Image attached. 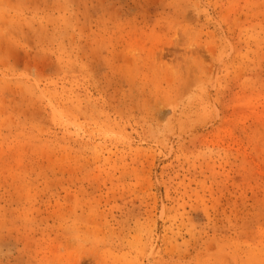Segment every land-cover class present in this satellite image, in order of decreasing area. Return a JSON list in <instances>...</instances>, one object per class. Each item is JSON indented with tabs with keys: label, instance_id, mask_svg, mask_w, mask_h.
Segmentation results:
<instances>
[{
	"label": "rangeland",
	"instance_id": "rangeland-1",
	"mask_svg": "<svg viewBox=\"0 0 264 264\" xmlns=\"http://www.w3.org/2000/svg\"><path fill=\"white\" fill-rule=\"evenodd\" d=\"M0 264H264V0H0Z\"/></svg>",
	"mask_w": 264,
	"mask_h": 264
}]
</instances>
